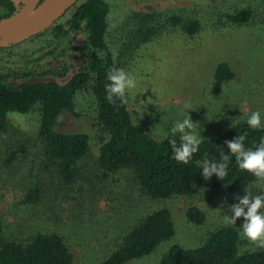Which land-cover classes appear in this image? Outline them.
<instances>
[{
    "label": "rangeland",
    "instance_id": "rangeland-1",
    "mask_svg": "<svg viewBox=\"0 0 264 264\" xmlns=\"http://www.w3.org/2000/svg\"><path fill=\"white\" fill-rule=\"evenodd\" d=\"M106 1L109 4L106 38L118 68L136 81V87L126 92L128 107L146 130L158 137L180 140L181 134L173 136L170 129L175 122L190 116L193 132L201 139L223 132L231 122L248 118L254 111L264 118V0ZM245 6L256 11L249 23L226 22V14ZM137 10L183 14L184 18L198 19L200 28L188 34L178 25H168L129 51L123 45L124 28L128 26L129 15ZM71 13L69 8L58 21L68 27L65 22ZM90 51L83 24L61 36L48 30L0 48V70L13 81L63 82L85 64ZM220 61H226L233 69L231 79L215 80L214 69ZM90 100V93L82 91L78 106L83 112L78 116L64 112L58 128L88 132L90 154L94 157L99 130L89 113ZM8 117L9 125L35 133L37 110L10 111ZM3 136L5 133H0L3 237L26 238L37 231L56 232L73 253L71 264H99L117 248L121 236L138 219L166 206L171 211L174 234L149 253L123 263L156 264L173 244L199 245L210 230L225 223L226 214L232 215L229 206L238 203V197L246 195V190L253 196L264 194V181L237 180L220 188L200 187L190 196L153 199L143 194L125 172L103 175L92 160L87 161L88 168L74 182L66 183L47 172L38 157H26L25 162L14 160L9 166L5 162ZM30 180L42 185V199L33 204L22 203L25 184ZM190 203L206 212L204 222L198 224L187 219L185 209ZM244 222V217L237 218L235 226L241 230ZM241 246L259 248L242 238Z\"/></svg>",
    "mask_w": 264,
    "mask_h": 264
},
{
    "label": "trees",
    "instance_id": "trees-1",
    "mask_svg": "<svg viewBox=\"0 0 264 264\" xmlns=\"http://www.w3.org/2000/svg\"><path fill=\"white\" fill-rule=\"evenodd\" d=\"M14 8L11 0H0V17L10 14ZM70 9L72 13L65 22L68 27L58 18L34 35L51 30L55 36H61L83 24L91 51L82 67L63 82L53 79L13 81L0 70V133H5L2 142L6 146L5 162L9 166L14 160L24 159L25 162L26 157H38L52 176L72 183L88 168L87 161L92 160L96 170L103 175L125 172L143 194L153 199L190 196L200 187L220 188L237 180L258 181L253 174L239 168L225 141L246 134L245 148L258 145L264 138L263 117L261 127L257 129L248 126V118L231 122L223 132L201 138L199 150L187 164L177 162L173 159L170 143L175 138L155 136L134 119L128 103L122 104L118 98H114V102L106 99L107 73L109 69L118 68L106 38L108 2L77 0ZM255 12L251 6L237 8L226 14V22L232 25L249 23ZM127 22L123 45L129 51L158 35L168 25H178L188 34L200 28L198 19L184 18L178 13L161 15L137 10L129 15ZM233 76L234 71L226 61L217 63L215 80L225 81ZM82 91L90 93L88 109L95 128L99 130L98 150L94 157L90 154L88 132L58 128L64 112L75 116L83 112L78 106V95ZM32 110L38 111L34 134L9 125L10 111L25 113ZM175 140L177 145L181 143V140ZM222 153L230 157L227 175L221 180L213 173L210 179L205 180L201 174L203 161L220 162ZM41 194L40 182L30 180L25 184L21 202L36 203L42 199ZM91 194L96 193L91 191ZM185 214L188 220L198 224L206 219V212L195 203L186 207ZM4 226V217L0 216V264L72 263L73 253L62 235L37 231L26 238L3 237ZM174 232L170 209L166 206L155 208L138 219L121 236L117 248L99 264H123L145 255ZM240 233L235 225H217L197 246L171 245L156 264H264V249H242Z\"/></svg>",
    "mask_w": 264,
    "mask_h": 264
},
{
    "label": "clouds",
    "instance_id": "clouds-1",
    "mask_svg": "<svg viewBox=\"0 0 264 264\" xmlns=\"http://www.w3.org/2000/svg\"><path fill=\"white\" fill-rule=\"evenodd\" d=\"M106 99L114 102L118 98L122 104H127L126 92L136 87L135 79L120 68L109 69L107 73ZM247 124L252 129L261 127V115L259 111H254L247 119ZM194 122L190 116L182 121H177L171 127L170 132L173 136L180 133L181 143L177 145L176 140L170 141L173 149V159L177 162L187 164L193 154L199 150L201 139L193 132ZM246 134L236 136L233 140L225 141L229 152L235 156L238 166L253 174L258 180L264 181V138H261L258 145L245 148L244 141ZM229 155L222 153L221 161L214 162L205 160L202 163V175L205 180L215 173L221 180L227 175ZM239 202L230 205L232 215L226 214L224 222L227 225H235L237 218L244 217V223L241 227V238L264 249V194L253 196L246 190V195L238 197ZM245 209H247L245 211Z\"/></svg>",
    "mask_w": 264,
    "mask_h": 264
},
{
    "label": "water",
    "instance_id": "water-1",
    "mask_svg": "<svg viewBox=\"0 0 264 264\" xmlns=\"http://www.w3.org/2000/svg\"><path fill=\"white\" fill-rule=\"evenodd\" d=\"M14 10L0 17V47L24 40L49 27L77 0H11Z\"/></svg>",
    "mask_w": 264,
    "mask_h": 264
},
{
    "label": "flooded vegetation",
    "instance_id": "flooded-vegetation-1",
    "mask_svg": "<svg viewBox=\"0 0 264 264\" xmlns=\"http://www.w3.org/2000/svg\"><path fill=\"white\" fill-rule=\"evenodd\" d=\"M11 45V44H10Z\"/></svg>",
    "mask_w": 264,
    "mask_h": 264
}]
</instances>
